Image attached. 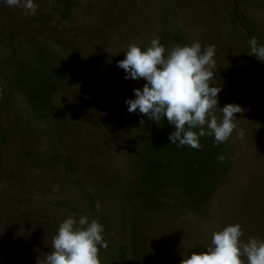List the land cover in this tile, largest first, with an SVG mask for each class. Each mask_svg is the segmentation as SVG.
<instances>
[{"label": "rangeland", "instance_id": "rangeland-1", "mask_svg": "<svg viewBox=\"0 0 264 264\" xmlns=\"http://www.w3.org/2000/svg\"><path fill=\"white\" fill-rule=\"evenodd\" d=\"M34 3L36 14L25 15L0 0V132L8 129L0 144V264H43L68 216L104 226L101 264H125L132 251L134 264H180L235 223L242 241L264 240V60L249 54L252 37L264 46V0ZM154 37L166 50L215 45L218 106L244 109L236 114L244 136L234 131L224 143L225 179L203 207L189 206L175 186L150 204L136 195L135 159L150 119L125 101L146 81L125 79L117 62L130 44L143 50ZM43 47L75 70L45 116L16 76Z\"/></svg>", "mask_w": 264, "mask_h": 264}, {"label": "clouds", "instance_id": "clouds-1", "mask_svg": "<svg viewBox=\"0 0 264 264\" xmlns=\"http://www.w3.org/2000/svg\"><path fill=\"white\" fill-rule=\"evenodd\" d=\"M4 3L23 9L25 15H35L38 9L34 0ZM249 44V54L264 60V46L258 44L257 38L252 37ZM215 53V45L202 47L199 41L175 45L170 50H166L159 37H154L143 50L136 43L130 44L118 66L125 71V79L146 82L142 89H134L135 98L125 101L128 111L139 110L155 122L166 117L175 128L169 140L178 146L200 149V138L204 136L214 137L219 145L227 142L234 131L243 138L244 131L238 127L236 116L244 111L242 106H218L221 87L212 86L216 80ZM140 123H144L143 119ZM218 159L223 161L224 157ZM103 231L104 226L96 219L89 222L86 216H68L60 223L43 264H101L100 248L108 247ZM242 236L239 223L229 224L212 233L205 251H192L180 264H264V240L252 237L244 242Z\"/></svg>", "mask_w": 264, "mask_h": 264}, {"label": "trees", "instance_id": "trees-1", "mask_svg": "<svg viewBox=\"0 0 264 264\" xmlns=\"http://www.w3.org/2000/svg\"><path fill=\"white\" fill-rule=\"evenodd\" d=\"M59 3L67 8L69 0H59ZM45 49H36L28 60L17 65L16 72L29 104L41 116L53 112V93L70 72L75 71L70 67V59L59 58L48 48ZM7 130L1 128L0 144L7 138ZM174 130L166 117L160 122L146 121L142 130L143 148L135 159L136 195L150 204L160 198L158 191L175 186L178 195L189 206H206L225 179L231 152L225 150L224 143L216 145L214 137L209 136L200 138V149L172 144L169 136ZM220 156L224 157L223 161L218 159ZM131 254L126 260L127 264H134V251Z\"/></svg>", "mask_w": 264, "mask_h": 264}]
</instances>
